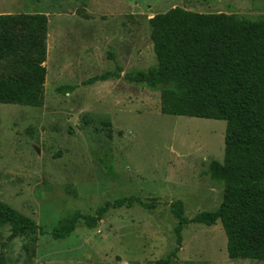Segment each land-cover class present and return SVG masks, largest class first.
Returning <instances> with one entry per match:
<instances>
[{
	"label": "rangeland",
	"instance_id": "obj_1",
	"mask_svg": "<svg viewBox=\"0 0 264 264\" xmlns=\"http://www.w3.org/2000/svg\"><path fill=\"white\" fill-rule=\"evenodd\" d=\"M174 7L264 17V0H0V14L47 20L43 105L0 104V201L45 234L10 239L4 225L0 264H264L229 259L219 222L176 241L172 203L191 219L222 201L205 170L223 159L225 122L162 114L158 91L125 79L156 66L149 19Z\"/></svg>",
	"mask_w": 264,
	"mask_h": 264
},
{
	"label": "trees",
	"instance_id": "obj_2",
	"mask_svg": "<svg viewBox=\"0 0 264 264\" xmlns=\"http://www.w3.org/2000/svg\"><path fill=\"white\" fill-rule=\"evenodd\" d=\"M149 25L157 64L125 79L158 91L162 114L225 122L223 159L209 160L205 170L211 180L223 184L222 201L215 212L191 219L179 211L182 201L172 203L176 241L180 243L184 225L219 222L229 259L264 263V17L174 7L155 14ZM46 30L43 14H0V104L43 105ZM134 200L139 201L116 200L113 207ZM97 213L96 218L76 214L50 235L65 238L79 218L92 225L103 209ZM7 224L10 239L37 230L45 234L34 220L0 201V228Z\"/></svg>",
	"mask_w": 264,
	"mask_h": 264
}]
</instances>
